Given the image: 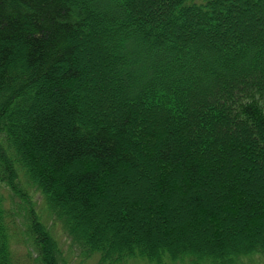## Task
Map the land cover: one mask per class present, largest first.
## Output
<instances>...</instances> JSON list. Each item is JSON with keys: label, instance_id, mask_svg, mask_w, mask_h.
Returning <instances> with one entry per match:
<instances>
[{"label": "trees", "instance_id": "1", "mask_svg": "<svg viewBox=\"0 0 264 264\" xmlns=\"http://www.w3.org/2000/svg\"><path fill=\"white\" fill-rule=\"evenodd\" d=\"M262 4L0 0V183L26 211L0 197V264L17 222L34 264H67L46 218L96 264L263 255L264 36L191 35Z\"/></svg>", "mask_w": 264, "mask_h": 264}, {"label": "rangeland", "instance_id": "2", "mask_svg": "<svg viewBox=\"0 0 264 264\" xmlns=\"http://www.w3.org/2000/svg\"><path fill=\"white\" fill-rule=\"evenodd\" d=\"M164 7L159 1H155V6L151 7V10L149 14L153 17L157 14H159ZM221 22H225L226 28L217 30H208V31H203L199 33H194V27L191 30V35L194 36H203V37H210L209 35H214V36H225L228 35L230 32L238 33L241 32L240 27L242 25H245L247 28L254 29L253 32L257 31L259 33V36L263 35L264 36V4L254 7L251 6L250 9L245 12L241 13L240 16H235L231 17V19L227 18H222ZM200 24V23H199ZM241 34V33H240ZM244 37V35H243ZM242 40V39H240ZM238 37L234 38L233 45H229L227 50L228 52H233L236 51L235 47H240V50L243 52H246L247 50V43L246 41H240ZM260 56H264V46H261L260 48ZM261 178L258 179L257 183L261 186ZM219 186L217 185V188ZM34 198L35 201L39 200V206L42 207V197L40 194H36V192H33L31 194ZM0 197L3 198V202L5 205L9 206V204L12 202L13 208L15 212L18 213V215L21 218H24V215L26 214L25 211V204H23L20 201V198L14 195L11 190L8 188V186L4 183H0ZM23 216V217H22ZM49 217V216H48ZM47 222L49 223L52 231L58 238V241L60 243L61 249H62V254L63 257L66 261L67 264H96L98 262V256L93 255L91 258L85 257L82 253V251L71 242L70 238L68 237L67 233L62 229L61 225L58 222H55L52 218H46ZM97 221L92 222V225H90L88 228L91 229V226L93 224H96ZM111 224L107 225V228L109 229ZM95 226V225H94ZM124 227L126 230L130 231L131 234H135V230L129 227V224H125ZM163 227V224L159 223L157 224V228ZM130 228V229H128ZM133 230V231H132ZM23 231L21 230V224L17 222V224L14 226L13 229V243L16 245V250H17V255H18V260L19 264H34V260H32V256L30 258L28 254V244L25 242ZM216 251V250H215ZM252 264H264V254H256L252 257ZM126 264H153L149 261H147L144 258H132ZM162 264H185L183 261H172L168 258L162 263ZM186 264H191L189 261L186 262Z\"/></svg>", "mask_w": 264, "mask_h": 264}]
</instances>
